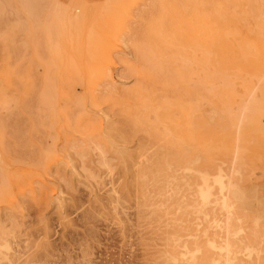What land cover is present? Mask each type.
Instances as JSON below:
<instances>
[{"label":"rangeland","instance_id":"1","mask_svg":"<svg viewBox=\"0 0 264 264\" xmlns=\"http://www.w3.org/2000/svg\"><path fill=\"white\" fill-rule=\"evenodd\" d=\"M0 264H264V0H0Z\"/></svg>","mask_w":264,"mask_h":264}]
</instances>
